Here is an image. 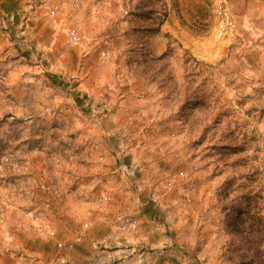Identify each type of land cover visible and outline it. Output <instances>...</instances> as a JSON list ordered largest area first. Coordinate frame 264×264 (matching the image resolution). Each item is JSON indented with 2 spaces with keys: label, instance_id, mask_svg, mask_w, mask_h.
Segmentation results:
<instances>
[{
  "label": "rangeland",
  "instance_id": "obj_1",
  "mask_svg": "<svg viewBox=\"0 0 264 264\" xmlns=\"http://www.w3.org/2000/svg\"><path fill=\"white\" fill-rule=\"evenodd\" d=\"M231 9L238 28L218 39L213 0H0V264H243L264 250V0ZM72 10L78 43L57 25ZM92 209L139 229L145 214L148 256L134 232H114L119 248L92 235Z\"/></svg>",
  "mask_w": 264,
  "mask_h": 264
},
{
  "label": "built area",
  "instance_id": "obj_2",
  "mask_svg": "<svg viewBox=\"0 0 264 264\" xmlns=\"http://www.w3.org/2000/svg\"><path fill=\"white\" fill-rule=\"evenodd\" d=\"M77 5L78 3H74L73 7L75 8ZM213 10L217 18V22L215 25V37L218 39H223L233 35L238 28V22L233 16L229 1L213 0ZM57 25L59 28L67 31L70 40L73 43H78L80 41V18L77 12L73 10L69 11L68 13H66V16L64 18L59 20ZM105 56H107V53L103 52V57ZM105 198L111 199L110 196H107ZM105 219L111 220L112 226H114L119 231H130L136 233L139 230L140 223L138 218L135 216H130L127 219H122L121 216H119L114 220L112 218H109L108 216H105ZM87 228L88 223H83L79 230L75 233V237L73 239L59 242L58 246L60 248L72 249L78 242H80L84 238ZM51 233H53V231Z\"/></svg>",
  "mask_w": 264,
  "mask_h": 264
},
{
  "label": "crops",
  "instance_id": "obj_3",
  "mask_svg": "<svg viewBox=\"0 0 264 264\" xmlns=\"http://www.w3.org/2000/svg\"><path fill=\"white\" fill-rule=\"evenodd\" d=\"M230 2H231V6L233 8V0H230ZM107 173L108 172L106 171V174ZM106 177L108 178V176H106ZM108 179H109V181L111 180L110 178H108ZM109 181H107V182L104 181L99 187H98V185H96L95 188H97L99 190L100 189L103 190V189H106V188H108V189L109 188H112L113 190L114 189H117L116 186L112 187V185H111L112 183L110 184ZM93 183H94V181H93ZM92 187H93V184L87 185L86 188H88L89 190H87L86 192L87 193H90V190H91L90 188H92ZM108 192L110 193L111 191H108ZM108 192H106V193H108ZM117 192L118 191L114 192V194H116ZM102 193H104V192L102 191ZM110 198H111L110 200H113L114 199V196H112L110 194ZM82 199H84V198H82V196H80L79 199L77 197V203H81V204L88 203L87 201H82ZM127 199H128V201L125 202V206H126L127 203H130L131 204L128 207L129 208V211H130V214L136 212V211H134V209H135V207L137 205H142V204H139L138 198L137 199L134 198V200H130L129 198H127ZM119 201H121V200H119V196L118 197L115 196V202H114V204L116 205ZM121 203H122V201H121ZM105 204H110L111 205V206L108 207V209H110L111 211H114L115 210V212H117L118 209H120V207H118L119 206L118 204H117L116 207L112 206L111 203H105ZM96 213H97V211L95 212V209H92L91 210V215H89V217H88L91 220V225H90V229H89L90 233L92 235H102V236H105L107 233H110V231H111V235H110L111 237H109L108 242L112 246H115V248H119V247H123L122 245H124V246L127 245L125 239H123L122 237L121 238H119V237L116 238V235L114 234V232H118L119 230L116 229L114 226H112L111 220H106L105 219V216H108L109 218H112V217L109 216V215H107V214H103L100 217L99 216H96L95 217L94 215H96ZM141 221H142L141 222L142 223L141 224V228L138 230V232L133 233V234L126 235V239L127 240L130 239L129 241H133V243H132L133 245H132V247H130V249L132 250V252H136L137 251L138 253H140L139 254L140 257H143L145 253H150V252L141 251L140 248H137L140 245V242H141V239L140 238H144V239L149 238V241L148 242L150 244H153V242H154L153 239L155 238L153 235L155 234V231L153 229V226H151L149 224V222H146V221H148V219H147V216H145V214H144V216L141 217ZM108 235H107V237H108ZM115 250H117V249H115ZM147 256L145 255V257H143V258L145 259ZM143 258H140L139 261L144 260Z\"/></svg>",
  "mask_w": 264,
  "mask_h": 264
},
{
  "label": "trees",
  "instance_id": "obj_4",
  "mask_svg": "<svg viewBox=\"0 0 264 264\" xmlns=\"http://www.w3.org/2000/svg\"><path fill=\"white\" fill-rule=\"evenodd\" d=\"M262 163V164H261ZM260 163V165L258 167H262L264 169V159L263 161ZM248 196H251V198H254V195L249 193ZM237 215V213H236ZM239 216V215H238ZM262 219V218H261ZM261 219H258V220H254L255 222H257V224L255 223V225H250L249 226V233L250 235L253 237V242H255L256 240H260V236L262 234V231H261ZM260 221V222H259ZM233 228L234 230L237 232L240 230V222L239 220L237 219V216H236V219L233 220ZM256 243V242H255ZM259 246V245H258ZM253 254L251 255V257L246 261H243V264H263L264 263V260L261 258L262 254L264 255V250H261V249H258V247L254 250H253Z\"/></svg>",
  "mask_w": 264,
  "mask_h": 264
}]
</instances>
